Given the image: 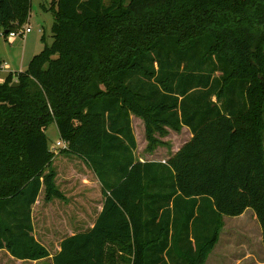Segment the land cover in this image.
<instances>
[{"label": "trees", "instance_id": "16d2710c", "mask_svg": "<svg viewBox=\"0 0 264 264\" xmlns=\"http://www.w3.org/2000/svg\"><path fill=\"white\" fill-rule=\"evenodd\" d=\"M31 0H0V31ZM52 42L0 84V251L49 257L33 236L41 190L58 198L46 131L101 185L91 229L64 238L52 264H204L223 217L251 209L264 249V0H51ZM44 41V38H42ZM13 82L19 85L11 87ZM146 133L191 138L165 162H140Z\"/></svg>", "mask_w": 264, "mask_h": 264}, {"label": "rangeland", "instance_id": "374dc122", "mask_svg": "<svg viewBox=\"0 0 264 264\" xmlns=\"http://www.w3.org/2000/svg\"><path fill=\"white\" fill-rule=\"evenodd\" d=\"M50 1L31 0L32 6L28 19L20 27L21 29L30 28V33L10 40H0V84L8 73L25 71L30 58L33 56L31 54L40 53L44 42L47 44L52 42V15L41 8L43 5L48 8ZM131 124L137 143L135 158L140 162H165L190 139V134L186 128H182L179 132L165 128L163 134L154 132L149 139L142 119L133 115L131 116ZM46 136L49 149L55 147L57 142H62L55 124L48 127ZM65 150L57 149L54 152L53 160L45 169V172H54L57 175L54 179L55 187L59 191L56 207L60 208L62 213L74 205L78 206L76 200L78 193L85 195L89 192L85 193V191L77 188L78 184H81V177L72 173L75 170L89 179V173L84 171V167L86 168L88 165L82 156ZM91 188L94 192V187ZM97 191L95 190L94 193L90 194L94 195ZM44 196L43 192L42 201H45ZM84 204L82 209L87 211L86 216L89 218V215L92 216L96 211V207L90 202ZM38 208L40 207H36L34 216L35 227L37 228L35 233L37 239L44 243L52 253L55 250L54 243L50 239H46V233L39 230L40 225L36 216ZM56 213H59V217L61 216L59 211ZM59 217L56 215V218ZM63 220L65 221V218ZM67 220L73 221L72 217H68ZM113 252L115 253V264H126L128 254L125 251L114 246ZM263 255L260 225L253 211L247 209L241 216L223 217V228L219 232L218 242L207 256L204 264H262ZM0 258H2L1 254ZM44 264H48V262H44Z\"/></svg>", "mask_w": 264, "mask_h": 264}, {"label": "crops", "instance_id": "0c3cea01", "mask_svg": "<svg viewBox=\"0 0 264 264\" xmlns=\"http://www.w3.org/2000/svg\"><path fill=\"white\" fill-rule=\"evenodd\" d=\"M31 55L33 56L30 58V60L36 55V53L31 54ZM190 138H191V135H190ZM84 171L89 173V179L86 178L84 175L76 172L75 170L74 172H72L73 175H76L77 177H81V184H78L77 188L85 191V193L89 191L88 194H85V195H81L80 193H78L77 195L78 197L76 199L78 202L77 203L78 206L74 205V207L67 209L62 213V210L56 207L58 198L53 197L50 200L42 201L43 190H41V192L39 193L37 197L35 204L33 205L31 209V220H32V225H33L34 238L47 249L45 244L40 242L37 239V236L35 233L37 228L35 227L34 216H35V209L38 206L40 208L37 209L36 216L38 218L37 221L39 222V225H40L39 230L46 233V239H50L54 243L55 250L52 253L47 249V251L49 252V257L43 260H38V261L17 260L13 258L6 250H1L0 251V254L2 255V258H0L1 264H44V262H48V264H52V257L60 250L59 245L64 238L72 236L78 232L87 231L93 227L98 214L102 210L104 198L102 197V194H101V185L99 181L97 180L93 171L88 166L86 168L84 167ZM55 177H57L56 174H55ZM91 187H94V192L95 190L96 191L98 190L96 194L94 195L90 194V193H94ZM44 199H45V196H44ZM86 202H90L91 205H95L96 207V211L93 213L92 216L89 215V218L86 216L87 211H84L82 209L83 206H85L84 203ZM58 211L61 213L60 217H59V213H56ZM56 215L59 218H56ZM62 217L65 218V221L63 220ZM68 217H72L73 221L69 222L67 220ZM262 264H264V260Z\"/></svg>", "mask_w": 264, "mask_h": 264}, {"label": "built area", "instance_id": "2783aa9c", "mask_svg": "<svg viewBox=\"0 0 264 264\" xmlns=\"http://www.w3.org/2000/svg\"><path fill=\"white\" fill-rule=\"evenodd\" d=\"M30 32H31L30 28L18 29L16 31H12L10 33H4L3 31H0V40H2V39H4V40L14 39L16 37L23 36V35L28 34ZM57 149H67V143H65L64 141L57 142L55 147L51 148L50 151L52 153H54Z\"/></svg>", "mask_w": 264, "mask_h": 264}, {"label": "water", "instance_id": "95a60500", "mask_svg": "<svg viewBox=\"0 0 264 264\" xmlns=\"http://www.w3.org/2000/svg\"><path fill=\"white\" fill-rule=\"evenodd\" d=\"M18 85H19L18 82H13V83L11 84V87H16V86H18Z\"/></svg>", "mask_w": 264, "mask_h": 264}]
</instances>
